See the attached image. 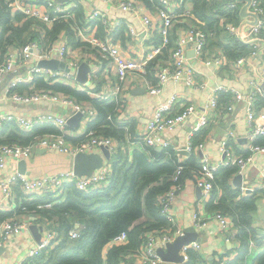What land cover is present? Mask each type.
Wrapping results in <instances>:
<instances>
[{
  "label": "built area",
  "instance_id": "1",
  "mask_svg": "<svg viewBox=\"0 0 264 264\" xmlns=\"http://www.w3.org/2000/svg\"><path fill=\"white\" fill-rule=\"evenodd\" d=\"M106 2H113L114 0H105ZM182 2L183 0H177ZM166 5L169 0H161ZM139 0H119V6L127 11H131L134 15L139 16L145 31L153 32L157 29L156 20L152 14H144L142 7L138 4ZM81 5V0H67L60 2L58 0H9V6L12 10L21 11L28 17L37 18L46 22L48 25L54 22L75 17L74 7ZM141 4V3H140ZM238 2L232 3V8L237 7ZM249 7L254 14L264 13V7L260 0H250ZM158 16L161 19L160 27L157 29L162 36V42L151 47L144 58L138 59L131 57L122 52L119 42L113 38L112 30L115 28L114 23L108 21L106 12L101 9L94 8L86 15L84 25L78 29V36L81 41L88 42L92 48H97L96 54L88 53L83 57H75L72 54V47L64 39L63 36L55 43L47 46L42 45L41 42L33 40L21 47H11L4 59L0 63V83L8 78L18 67L19 71H24L25 74L18 72L13 74L7 80L6 92L10 93L12 97L23 103H33L41 100H51L55 103L66 105L71 109V114L82 112L83 118L87 122L92 120L95 116V109L88 102L79 101L74 96L67 93L56 92L49 89H36L30 93H22L16 89L20 83H27L36 77H42L45 80L62 81L72 85L77 89H87L92 85V82L98 78L99 70L109 65L114 70L115 78L110 76L105 78L101 88L90 93L101 99L119 102L117 111L119 115L123 113L126 104V81L128 78L139 75L149 76L153 74L155 77L154 83L147 85V90L151 94H160L167 81L174 79H181L187 86H192L196 83V71L190 63L191 57H202L204 50L208 43L209 34L199 25L188 23L182 32L178 34L174 46L171 48L170 57L162 65L156 63L153 67L149 64L153 63L155 58L162 53V49L169 42L168 34L173 25V16L166 8L158 9ZM95 21H102L109 24L108 32L105 37L96 35L97 26L93 25ZM226 30L230 35H238L241 39L249 41V38L258 37L264 31V20L258 19L248 32H241L238 34L235 24L227 23ZM129 33L138 35V31L134 28H128ZM252 45V44H251ZM258 44H253V50L249 53L250 56L256 55ZM88 50V49H87ZM193 50L194 56H189L188 52ZM248 56H239L235 59L237 66L246 63ZM57 58L64 61L70 67V71L65 69H50L38 65L41 59ZM82 61H91L97 69L89 74V83H81L77 77V68ZM217 63L220 59L215 58ZM107 63V64H106ZM222 92L230 93L231 97L228 100L220 101L219 95ZM264 98V82L259 84L246 99L247 122L249 125L248 138L254 141L251 146V152L243 155H235L228 146V142L222 143L223 159L220 163L215 164L208 155H203L201 158L200 168L193 171L195 183L200 187L202 196L208 199L212 196L214 188V178L216 170L223 166L237 165L239 172L243 171L245 165L253 160L255 152L264 151V144H257L255 140L258 137L264 138V112L256 113V105ZM241 94L235 89H228L223 85H217L213 91V96L206 105V109L212 114H224L227 111L233 110L234 102L241 100ZM178 95L173 93L168 99L162 101L155 110V114L146 123L144 130L136 140L140 145L157 146L162 141V135L165 131L173 129L177 125L183 124L189 115L196 110L193 104L182 105L177 108ZM118 115V116H119ZM69 115L55 114L49 111H38L31 115L15 114L9 112L0 113V130L8 123L13 122L17 127L24 131L34 130L37 126L44 124H52L61 131V134L47 133L38 135L30 143L27 144H1L0 145V168L4 167L9 159H27L33 155L35 150L40 147H45L49 150L70 155L72 158L79 152H94L101 146L106 145L113 153L118 149L117 140L113 137H105L95 134L94 130L84 131L83 138L78 139L75 143L69 142L65 135H67V126ZM125 122V121H124ZM123 122V123H124ZM126 127V126H124ZM200 128L199 125L194 127L188 134L185 149L192 152L203 144H194V133ZM163 147H169L168 141L163 142ZM183 166H178L174 179L176 180L181 174ZM112 172V167L107 161L103 167L99 168L93 175H77L74 172L73 165L64 171L58 173H46L37 177L25 175L22 172L15 171L7 181L1 185L0 201L6 198L15 200L17 206V197L14 188L19 186L25 195H32L34 193L50 192L54 196L59 197L64 192L65 184L73 182L75 186L83 190L93 188H101L108 184L109 177ZM182 185H176L162 194L160 198V206L162 215L170 222H174L172 216L171 204L175 200V192ZM47 204L46 206H50ZM23 214L30 212L25 206L22 207ZM209 218L216 219L221 228L226 230L232 226L230 215L215 211ZM197 225L202 224L197 215H195ZM168 225L165 228L158 229V235L149 236L144 241V247L139 251L142 256V264H162L161 256L157 253L159 247H166V245L173 241L177 236L183 233L181 228H172ZM30 227V222L27 219H19L16 217L7 218L0 222V244L7 240L12 234L22 233L23 230ZM81 225L77 223L75 228L68 232L70 238H77L80 235L79 228ZM51 230H47V237L41 240V243L36 248L30 249L23 261L14 262H0V264H29L30 257L40 253V251L51 244L52 239L57 235ZM127 240V234L122 232L113 240V243H124ZM199 251L201 244L197 241L184 244L181 248V253L184 255V261L188 259L189 250ZM130 264V263H122Z\"/></svg>",
  "mask_w": 264,
  "mask_h": 264
},
{
  "label": "trees",
  "instance_id": "2",
  "mask_svg": "<svg viewBox=\"0 0 264 264\" xmlns=\"http://www.w3.org/2000/svg\"><path fill=\"white\" fill-rule=\"evenodd\" d=\"M139 1L150 9L165 8L161 0ZM193 2L192 13L200 19V21L192 20L193 24L201 26L209 34L208 38L209 32L219 34L225 30L228 33L225 27L231 22L220 24L221 16L235 19L240 18L241 15L238 4L233 8V12L224 8L228 3L227 0H193ZM74 12L75 17L48 25L37 18L26 16L21 11L12 10L9 0H0V63L4 61L11 47H21L33 40L47 46L58 41L61 36L71 47L82 46L88 49L87 53L96 54L98 49L92 48L88 42L81 41L78 36L77 28L85 26L83 23L86 20L85 10L78 4L74 7ZM93 25L97 26L96 35L105 37L109 24L95 21ZM128 32V27L120 23L112 30L113 38L123 41ZM263 33L264 31L259 35H264ZM174 37L168 34V44L163 47L162 53L153 63L149 64L150 67L158 62L162 65L169 59L171 48L178 35ZM233 37L225 44L226 52L231 57L247 54L252 45L243 39ZM153 40L155 45L160 44L161 34L156 31ZM102 83L103 80L97 78L89 88L77 89L62 81L36 77L16 87L22 93L49 89L88 102L96 113L93 119L87 122L86 131L92 129L97 135L113 137L120 142L118 149L112 153L109 160L112 167L109 182L101 188L83 190L73 182H68L59 197L50 192L25 195L19 186L14 188L17 213H23L22 207L25 206L30 212L40 214L48 227L57 235L39 254L30 257L29 264H122L127 254L141 248L147 230L171 225L161 213L162 194L176 185H183L188 178L195 180L193 171L200 168L193 151L183 162L179 160L178 152L173 147L157 151L153 146H144L142 149H135L132 159L129 160L121 145L124 143L126 133L134 135V131L133 128H130V131L126 130L124 127L126 125L119 122L117 111L119 102L101 100L90 93L100 89ZM71 128H73L71 125L67 126V130ZM204 129L198 133L203 134ZM47 133L61 134V131L52 124H44L34 130L24 131L15 123L8 122L0 130V145L27 144L38 135ZM65 137L69 141L68 135ZM83 137L84 135H80L77 140ZM203 138L198 139L197 132L194 133V144H199ZM180 165L183 169L175 180L174 174ZM238 170L237 165L221 166L216 170L212 196L208 198L207 203L209 209L233 217L239 226L236 236L241 240V244L234 257L227 258L226 255H221L218 259L213 258L208 261V264H264V236H257L252 223V213L256 208L255 193L242 195L241 188L234 187L230 183V178ZM47 204L51 205L48 207ZM146 213L150 216V220L138 222ZM11 216L12 211L0 210V222ZM77 223L81 225L80 235L77 238H70L68 232L75 228ZM122 232L127 234V242L113 243ZM183 264H202V260L197 251L190 249L188 259Z\"/></svg>",
  "mask_w": 264,
  "mask_h": 264
},
{
  "label": "crops",
  "instance_id": "3",
  "mask_svg": "<svg viewBox=\"0 0 264 264\" xmlns=\"http://www.w3.org/2000/svg\"><path fill=\"white\" fill-rule=\"evenodd\" d=\"M227 1L228 3L224 5V8L227 11L233 12V8L230 5L238 2L241 15L240 18L235 19L221 16L220 24L226 22L235 24L238 34L248 32L252 23L258 19L264 20V15L262 14L254 16L255 14L251 11L250 7H248V13L242 14V8L246 0ZM139 2L141 4H138L142 7L141 11L144 14L153 15L158 29L161 24V19L157 14L158 9H150L143 2ZM260 2L264 6V0H260ZM81 5L86 15L94 8H98L106 12V18L110 23H114L115 27L120 23H124L128 28L132 27L138 31V35H132L128 32L123 41L120 39L115 40L119 42L123 53L141 59L154 46V34L156 31L159 33L158 30L156 29L153 32L145 31L140 17L134 15L131 11L121 8L119 0H114L111 3L105 0H81ZM164 6L173 16V25L169 31L170 36L177 37L188 22L193 23L192 20L200 21L192 13L193 0H183L182 2L169 0V3ZM209 33L210 37L208 38V43L202 57H191L190 59V63L196 71V83L194 85L187 86L181 79H171L164 85L160 94H151L147 90V85L155 82L153 74H149L147 77L135 75L126 81V104L123 113L119 115V122L123 124L125 121V129L130 131L129 129L133 128L134 131V135H131L129 132L126 133L124 143L121 145L129 160L132 159L135 149L143 148L136 140L139 139L146 123L154 116L156 107L173 93L178 95L177 108H180L182 105L193 104L196 106V110L189 115L183 124L177 125L173 129L163 133L160 145L153 146L157 151L167 149L168 147H163L161 144L168 141L169 147H173L178 152L179 160L184 162L191 152L182 153L181 150L185 149L189 132L199 125L200 128L195 133L197 132L198 139L204 137L200 142L203 145L193 150L195 158L198 159L199 163H201L203 155H208L215 164L220 163L224 157L222 151V143L224 141L228 142L229 148L235 155L251 152V146L254 144V141L248 138L249 125L246 118L245 102L251 92L264 82V35H259L260 39L252 37L249 38V41H246L252 44V46L247 54L241 56H248L253 50V44H258L256 55L248 56L246 63L237 66L235 63L237 57H231L226 52L225 44L233 36L236 39L241 38L238 35L230 37V34L225 30L219 34ZM86 50L82 46L72 47V54L80 58L88 54ZM215 58L220 59L221 62L217 63ZM87 62L93 65L91 61ZM18 69L8 76V78L18 72L25 74L24 71H19ZM96 69L97 67L94 66V71ZM98 75V78L103 81L109 76L112 79L115 78L114 70L109 65L102 67ZM8 78L6 79L8 80ZM6 79L0 83V113L9 112L31 115L38 111H49L55 114L70 116L71 109L68 106L55 103L51 100L23 103L14 99L10 93L6 92ZM217 85L237 90L242 98L234 102L233 110L221 115H211L209 110L206 109V105L213 96V91ZM230 97V93L222 92L219 95V100L222 102L228 100ZM263 112L264 98L260 97L256 105V113L261 114ZM86 126L87 120L81 119L78 126H72L73 128L67 130V135L70 138L69 141L75 143L77 137L84 133ZM202 129L206 131H204L205 135L204 133H198ZM116 142L120 145V142ZM255 143L264 144V138L258 137ZM96 152L103 153L101 148L97 149ZM19 162L20 160L17 159H9L5 166L0 168V196L3 194L1 192L2 183L7 181L15 171H19ZM73 163L74 158L70 155L40 147L35 150L31 157L26 159V172L24 174L37 177L46 173H58L69 169ZM236 174L242 175L241 186L234 184L233 179ZM236 174L230 178V183L234 187L241 188L242 195L255 193L256 208L252 213V223L257 236H264V151L255 152L253 160L245 165L242 172L238 170ZM199 188L193 178H188L176 190L175 200L170 208L174 217V222L171 226L172 228H181L183 232L186 227H193L198 231L200 240L196 241L201 244V249L197 252L202 260V264H208V261L213 258L218 259L221 255L232 258L241 244V240L236 236L239 226L231 215L232 226L226 230L221 228L220 223L216 219L209 218L216 210L208 208V199L203 198ZM16 209L15 200L6 198L0 201V210L5 212L12 211L11 217L27 219L30 225L35 224L41 227L40 240H44L47 237L48 229L54 231L48 227L47 222H44V218L40 214L35 212H28L26 214L17 213ZM195 215H197L199 221H203L202 224L197 225ZM148 220H150V216L146 213L138 222L141 223ZM159 233L158 229L147 230L144 240L149 236L158 235ZM126 242L127 240L124 243ZM144 242H142V248L144 247ZM38 245L39 243L30 227L23 230L22 233L12 234V236L0 244V262L24 261L30 249L36 248ZM124 263L142 264L141 253L135 251L127 254L124 258ZM183 263L164 261L162 264Z\"/></svg>",
  "mask_w": 264,
  "mask_h": 264
},
{
  "label": "water",
  "instance_id": "4",
  "mask_svg": "<svg viewBox=\"0 0 264 264\" xmlns=\"http://www.w3.org/2000/svg\"><path fill=\"white\" fill-rule=\"evenodd\" d=\"M60 2H64L67 0H58ZM250 4V0H246L242 8V14L248 13V7ZM256 16V14L254 15ZM189 56H194V51L191 50L188 52ZM38 65L41 67H46L50 69H65L66 71H70V67L64 61H61L57 58L53 59H41L38 61ZM93 71V65L87 61H82L77 68L76 77L81 83H89V74ZM7 80V79H6ZM83 118L82 112H76L72 116L68 118V124L71 126H78L81 119ZM103 151L102 154L99 152H79L74 157L73 169L77 175H93L99 168L103 167L104 164L111 159L112 153L108 146H101ZM182 153H188L186 149L181 150ZM19 172H26V159H22L19 162ZM234 184L237 186L242 185V175L236 174L234 176ZM200 189V188H199ZM201 190V189H200ZM30 229L32 230L35 238L38 243H41L40 237L41 227L38 225H30ZM200 240L199 233L193 227H186L183 234L177 236L173 241L169 242L166 247H159L157 249V253L161 256L162 260L170 261V262H184V255L181 253V248L184 244H188L190 242Z\"/></svg>",
  "mask_w": 264,
  "mask_h": 264
}]
</instances>
